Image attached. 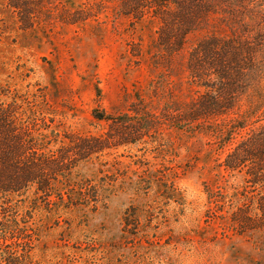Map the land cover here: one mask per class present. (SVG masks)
Returning a JSON list of instances; mask_svg holds the SVG:
<instances>
[{"label": "rangeland", "instance_id": "rangeland-1", "mask_svg": "<svg viewBox=\"0 0 264 264\" xmlns=\"http://www.w3.org/2000/svg\"><path fill=\"white\" fill-rule=\"evenodd\" d=\"M30 1L36 16L29 28L0 2V99L16 102L54 139L50 147L70 135L122 129L96 119V110L126 118L136 109L142 116L129 117L131 125L150 127L136 143L75 168L69 183L95 185L97 203L73 206L67 194L49 203L33 190L15 198L35 229V260L264 264L260 192L244 172L220 166L240 135L222 148L211 127H170L148 115L204 91L185 71L202 34L191 35L170 61L158 43L159 22L125 15L121 0ZM76 191H70L75 200Z\"/></svg>", "mask_w": 264, "mask_h": 264}, {"label": "trees", "instance_id": "trees-1", "mask_svg": "<svg viewBox=\"0 0 264 264\" xmlns=\"http://www.w3.org/2000/svg\"><path fill=\"white\" fill-rule=\"evenodd\" d=\"M1 1L26 28L32 26L33 2ZM120 6L125 15L159 22L158 43L170 61L191 35L202 34L189 51L185 71L204 91L159 115L148 108V115L170 127H211L222 148L240 135L220 166L245 173L246 183L260 192L264 219V0H121ZM20 110L16 102L0 99V264H40L33 256L35 229L16 197L33 190L36 199L49 203L64 194L73 206L97 203L95 185L69 183L75 168L106 150L136 143L150 129L131 125L129 117L142 116L136 109L126 118L96 110V119L122 129L78 140L70 135L68 142L50 147L54 139ZM70 191L77 192L76 200Z\"/></svg>", "mask_w": 264, "mask_h": 264}]
</instances>
